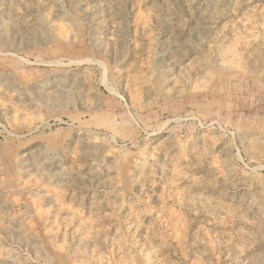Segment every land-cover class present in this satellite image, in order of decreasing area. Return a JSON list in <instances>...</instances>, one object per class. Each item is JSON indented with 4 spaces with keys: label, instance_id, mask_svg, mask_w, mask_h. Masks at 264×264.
<instances>
[{
    "label": "rangeland",
    "instance_id": "rangeland-1",
    "mask_svg": "<svg viewBox=\"0 0 264 264\" xmlns=\"http://www.w3.org/2000/svg\"><path fill=\"white\" fill-rule=\"evenodd\" d=\"M0 264H264V0H0Z\"/></svg>",
    "mask_w": 264,
    "mask_h": 264
}]
</instances>
